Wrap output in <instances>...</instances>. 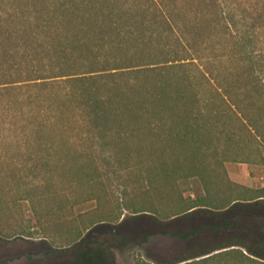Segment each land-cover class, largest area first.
I'll return each mask as SVG.
<instances>
[{
    "label": "trees",
    "instance_id": "16d2710c",
    "mask_svg": "<svg viewBox=\"0 0 264 264\" xmlns=\"http://www.w3.org/2000/svg\"><path fill=\"white\" fill-rule=\"evenodd\" d=\"M234 92L264 102V0H0V202H31L28 190L53 186L55 174L93 184L100 160L113 167L126 153L152 169L148 189L158 203L185 199L175 191L181 178L202 186L203 195L168 216L198 225L154 234L226 233L208 234L216 244L179 263L264 264V188L230 182L228 160L208 152L212 118L239 122L264 144V115L243 112ZM215 105L230 114L214 116ZM211 175L243 194L215 198ZM11 182L25 192L5 193ZM92 237L52 253L69 254V264H106L108 242Z\"/></svg>",
    "mask_w": 264,
    "mask_h": 264
},
{
    "label": "rangeland",
    "instance_id": "374dc122",
    "mask_svg": "<svg viewBox=\"0 0 264 264\" xmlns=\"http://www.w3.org/2000/svg\"><path fill=\"white\" fill-rule=\"evenodd\" d=\"M237 75L238 73L233 72L227 78L234 81ZM231 96L243 112L254 118L264 115V102L254 92L250 96L234 92ZM212 109L214 116L222 111L230 114L225 105H215ZM233 109L239 112L238 107ZM208 125L210 135L214 138L208 152L211 154L216 151L220 161L225 158L228 160L223 163L224 169L226 166L236 165L246 170L252 180L245 189L263 188L264 144L255 140L250 130L239 122L212 118ZM231 131L237 135H229ZM219 132L223 133L220 137ZM213 157L209 158L208 164L211 170H217ZM144 160L147 165L151 163L149 157ZM112 161L113 167L99 161V168L92 175L96 181L93 184L86 180L70 184L67 180L75 178L71 173L64 174V177L55 174L53 186L35 185L32 190H28L34 196L31 202L12 198L2 200L0 264H69V254L61 255L52 251L59 252L87 234H93L91 241L108 242L111 256L106 264H185L207 257L179 263L187 256L215 245L216 239L208 234L189 240L170 234H154L160 230L185 233L198 225L197 219L195 222L187 219L173 222L168 216L172 210L190 202L189 198L203 195L199 179L193 177L185 181L181 178L178 181L175 191L183 195V201L165 200L158 203L151 197L148 189L151 168L135 166L139 159L126 153L116 156ZM208 170L201 174L209 172ZM210 181L209 188L215 198L226 194H243L240 188L229 186L220 175H211ZM2 187L5 193L12 192L16 196L22 195L26 190L14 182L4 183ZM137 211H143L139 213L141 218L133 219V212ZM150 216H154L156 221L149 220ZM144 235L149 238L143 243ZM238 262L239 260L227 258L191 264Z\"/></svg>",
    "mask_w": 264,
    "mask_h": 264
},
{
    "label": "crops",
    "instance_id": "0c3cea01",
    "mask_svg": "<svg viewBox=\"0 0 264 264\" xmlns=\"http://www.w3.org/2000/svg\"><path fill=\"white\" fill-rule=\"evenodd\" d=\"M226 173L230 182L237 184L242 187H248L251 183V178L246 170L236 165L226 166ZM264 188V187H263ZM261 189V188H260ZM206 234H226L225 231L213 232L208 231Z\"/></svg>",
    "mask_w": 264,
    "mask_h": 264
}]
</instances>
